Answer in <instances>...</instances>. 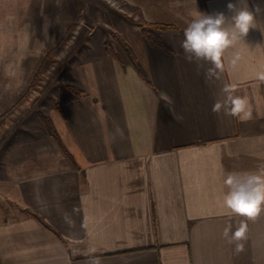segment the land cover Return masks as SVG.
I'll use <instances>...</instances> for the list:
<instances>
[{
	"label": "crops",
	"instance_id": "0c3cea01",
	"mask_svg": "<svg viewBox=\"0 0 264 264\" xmlns=\"http://www.w3.org/2000/svg\"><path fill=\"white\" fill-rule=\"evenodd\" d=\"M230 2L243 6L111 1L139 69L121 49L79 63L81 92L47 115L63 148L43 131L5 153L0 264H264V212L246 221L237 253L228 240L243 218L223 207L226 174L264 166V31L250 29L224 51L218 78L207 79L212 65L188 61L181 47L197 12L230 18ZM247 2L264 9V0ZM255 18L264 28V11ZM225 85L247 100L250 119L213 113Z\"/></svg>",
	"mask_w": 264,
	"mask_h": 264
},
{
	"label": "rangeland",
	"instance_id": "374dc122",
	"mask_svg": "<svg viewBox=\"0 0 264 264\" xmlns=\"http://www.w3.org/2000/svg\"><path fill=\"white\" fill-rule=\"evenodd\" d=\"M111 1L0 0V163L14 145L45 131L39 116L81 92L74 85L79 63L121 49L124 22Z\"/></svg>",
	"mask_w": 264,
	"mask_h": 264
},
{
	"label": "clouds",
	"instance_id": "9594fccd",
	"mask_svg": "<svg viewBox=\"0 0 264 264\" xmlns=\"http://www.w3.org/2000/svg\"><path fill=\"white\" fill-rule=\"evenodd\" d=\"M243 5L228 3L227 8L233 12L229 18L223 12L204 14L197 12L194 18L184 29V39L181 47L188 61H204L212 65L206 71V78H218L217 70H223L222 55L226 49L239 41H245L250 29L264 28L258 26L256 14L264 9L260 5L255 6V12L251 11L247 0H238ZM239 59L237 55L233 60ZM257 78L264 81V71L257 73ZM225 97L217 100L213 106V113L223 112L226 116L238 117L240 120L251 118L247 100L234 95V86L225 85L223 88ZM224 185L227 188L223 196V207L235 216L241 217L239 226L231 232V226L225 229L224 236L229 238L228 242L236 244V252L243 251L240 241L246 239L248 224L246 221L255 220L264 212V166L257 171L229 172L226 174Z\"/></svg>",
	"mask_w": 264,
	"mask_h": 264
},
{
	"label": "trees",
	"instance_id": "16d2710c",
	"mask_svg": "<svg viewBox=\"0 0 264 264\" xmlns=\"http://www.w3.org/2000/svg\"><path fill=\"white\" fill-rule=\"evenodd\" d=\"M141 25H144V23H140ZM154 28H158V29H161V30H166V29H174L175 27L171 24H164V23H151V24H148ZM118 43L121 47V49L123 50L124 52V55L126 57V59L134 66L136 67L137 69H139L137 63H136V60H135V56L134 54L132 53L130 47L123 41L119 40L118 39ZM71 89V88H70ZM75 92V91H73ZM40 120H41V123L45 129V131L47 132V134L49 136H51L52 138H54L58 143L59 145L62 147L61 145V141L57 135V133L55 132L54 128H53V125H52V122L50 119L46 118V117H43V116H39ZM32 216H34L35 218H37V220L42 224L44 225L45 227L47 228H50V226L40 217L38 216L37 214L33 213V212H29ZM51 229V228H50Z\"/></svg>",
	"mask_w": 264,
	"mask_h": 264
}]
</instances>
